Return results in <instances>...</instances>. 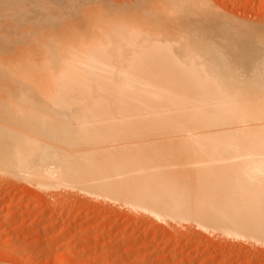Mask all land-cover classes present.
<instances>
[{
  "label": "snow or ice",
  "instance_id": "snow-or-ice-1",
  "mask_svg": "<svg viewBox=\"0 0 264 264\" xmlns=\"http://www.w3.org/2000/svg\"><path fill=\"white\" fill-rule=\"evenodd\" d=\"M31 7H38L46 18L18 42L0 41V121L8 125L0 127V152L13 154L23 141L51 157L48 162L55 167H82L86 149L100 143L129 144L128 137L143 122L150 126L145 142L131 144L140 165L137 175L173 173L135 189L143 206L159 210L165 218L183 216L196 222L223 216L238 229L258 226L264 236V30L257 34L251 24L225 14L213 0L163 4L140 0L138 13L121 21V29L141 35L160 33V45L174 40L179 53L173 57L167 48H150L130 62L120 81L102 85L79 62L72 46L74 40L83 43L73 30V13L78 16L87 9L86 20L107 19L102 0H35L32 4L0 0L4 11ZM217 18L230 26L229 34L214 36L200 23ZM20 27L26 25L21 22ZM248 38L255 43H242ZM37 58H41L39 65ZM189 59L205 70L189 71ZM37 67L48 82L46 89L32 78ZM157 71H163L170 82L166 94L180 101L179 114L169 113L162 120L152 112H134L144 86L142 74ZM101 86L114 97L118 109L114 118L103 121L88 103L89 95ZM239 128L245 129L243 139L233 132ZM205 145L210 146L208 162L197 166L195 183L191 176L174 174L178 169L172 165L193 151L205 152ZM224 158L230 164L237 158L249 161L240 172L242 179L226 176L218 163L211 162Z\"/></svg>",
  "mask_w": 264,
  "mask_h": 264
},
{
  "label": "bare ground",
  "instance_id": "bare-ground-1",
  "mask_svg": "<svg viewBox=\"0 0 264 264\" xmlns=\"http://www.w3.org/2000/svg\"><path fill=\"white\" fill-rule=\"evenodd\" d=\"M217 1L218 0H213V2L223 10L225 14L238 18L242 22L251 24L255 28L257 34L261 30H264V23L256 22L257 20L253 21L254 19L251 20L247 17H239V15L236 14L237 10L241 8L246 0H222V4L220 0V5ZM23 2L25 4H32L35 0H23ZM86 2L87 0H81V3ZM102 2L105 6L104 11L107 15V19L98 17L96 20H86L87 9H85L84 12L80 13L78 16L73 13V15L76 16V22L72 25L73 30L78 33L83 40V43H80L79 40H74L72 42V46L77 49L79 62L86 64L89 70L93 71L100 78L102 85L120 81L122 74L127 70L130 62L150 48L164 47L168 49L173 57L178 55L179 45L176 44L174 40H165L164 44L160 45V33H153L151 35L145 33L141 35L138 32H130L121 29V21L129 19L134 14L138 13L140 9V0H127L124 4H120L118 3L119 1L116 2L115 0H102ZM152 2L163 4L170 2V0H152ZM247 3L248 1L245 4ZM228 8H231V10ZM45 18L46 14L38 7H31L27 11L17 9H12L10 11L0 10V41L6 40L16 43L21 39L25 32H23L22 29L21 31H18L19 28H17L16 23L19 21L23 23L28 22L31 24L30 26H33L35 23H39ZM200 23L204 29L214 36H223L231 32L230 26L223 18L201 20ZM27 28L29 29L31 27ZM85 28L87 29V32L84 31ZM95 28L102 31V33L100 30H97L96 32L99 33L100 31L101 34H103V32L104 34L98 35V33L94 31ZM56 31L57 33H61L62 28L57 27ZM98 37H102L103 40H97ZM242 43L251 44L255 43V41L252 38H248L242 41ZM24 50L25 49L21 47L19 52L22 53ZM188 62L189 64H192V67L189 69L192 73L205 70L203 65L197 69L190 59ZM40 63L41 58H37L36 64L39 65ZM31 75L38 86L45 89L48 88V82L43 71L39 67H37L36 71L31 73ZM142 79L144 80V86L140 90L141 100L139 105L134 109L135 113L152 112L155 114V117L160 120L169 113H172L173 115L179 114L178 110L180 101L175 95L166 94L167 89L170 87V82L167 80L163 71L143 73ZM88 103L90 105V111H94L102 121L105 117L114 118L116 115L114 109L118 111L116 100L104 86L96 88L95 91L89 95ZM0 127H8V125L4 126L2 125V121H0ZM142 128L143 131H141ZM149 130L150 126H145L142 122L140 125H137V132L131 137H128L130 140L129 144L120 145L116 143H100L91 149H86L84 152L85 164L82 167L71 169H61L53 166L48 162L51 157L21 141L18 144L17 150L13 154H4L3 152H0V186H3L7 179L9 185V181L17 174L18 176H23L22 178L24 182L26 180L25 185L28 183L31 189L36 187L38 190H50V192L48 191L49 193H51V191L52 193H55V190L57 189L59 190V192L57 190L58 193H62L60 190H64V193H62L63 195H69L71 192L69 193L68 191L79 189L80 192L82 191L84 194L85 192L90 195L91 193H94L93 195L97 194L99 197L101 195V197H106V199L110 198V201L112 200V202L121 201L124 206H131L136 211H139L141 215L146 217V221H148V216H151V218L153 217L152 219L155 221L152 226H154L155 229L161 227L162 224H166L170 227L172 226V223L177 222L178 225L180 222H185L187 223L188 228L195 226L196 229L206 232L210 240L215 241L219 239L224 245L228 242L234 243V245L238 243L239 245L240 242L249 243L251 240H253L252 243L257 241L260 242L259 244L262 243L264 245V236L261 235L258 226H252L247 229H238L233 221L224 218L223 216L202 219V222H196L194 218L186 219L183 216L165 218V216L161 215L159 210H154L150 206H143L142 202L136 198L135 189L151 180H164L167 179L169 175H173V173L156 177L137 175L140 165L132 155L131 144L133 142L136 144H143L145 142L143 136ZM233 132L241 139L246 135L245 129L243 128L234 129ZM23 134L25 136L29 135L28 133ZM204 147L205 152L199 153L193 151L184 159L179 160L175 165H172L178 169V172L174 174L191 176L195 183L199 177V173L196 170L197 166L208 162L205 160V156H207L210 146L205 145ZM211 162L218 163L220 165L219 170L226 176L241 179L240 172L249 163V161L244 158H237L235 164H230L227 158ZM7 176L12 179L9 180ZM53 190L55 192H53ZM52 193L50 196H52V200H55L56 196H54L55 199H53ZM158 215L160 216V219L156 218ZM76 216L77 215H75V217ZM51 227L54 228V225H51ZM130 249H132V247Z\"/></svg>",
  "mask_w": 264,
  "mask_h": 264
},
{
  "label": "rangeland",
  "instance_id": "rangeland-1",
  "mask_svg": "<svg viewBox=\"0 0 264 264\" xmlns=\"http://www.w3.org/2000/svg\"><path fill=\"white\" fill-rule=\"evenodd\" d=\"M115 1L124 4L127 0ZM245 3L236 14L264 23V0ZM16 24L18 31L32 28L28 22L23 23L24 28H20V21ZM100 31L96 33L103 35ZM16 175L13 179L7 176L12 179L9 185L7 179L0 186V264H264L260 242L224 245L219 239L210 240L195 226L188 228L185 222L155 229L153 217L146 221L144 215L121 201L84 194L79 189L67 190L69 195L53 190L59 196L51 191L53 199L56 196L52 200L50 190L31 189L23 176Z\"/></svg>",
  "mask_w": 264,
  "mask_h": 264
}]
</instances>
